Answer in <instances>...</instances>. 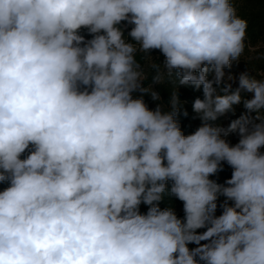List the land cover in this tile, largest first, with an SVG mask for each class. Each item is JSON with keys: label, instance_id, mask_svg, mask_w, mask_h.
Masks as SVG:
<instances>
[{"label": "clouds", "instance_id": "1", "mask_svg": "<svg viewBox=\"0 0 264 264\" xmlns=\"http://www.w3.org/2000/svg\"><path fill=\"white\" fill-rule=\"evenodd\" d=\"M246 29L231 0H0V264H264V79L225 73L264 56ZM153 50V83L202 87L192 134L176 88L170 111L133 97L161 99ZM242 92L256 115L212 123Z\"/></svg>", "mask_w": 264, "mask_h": 264}, {"label": "trees", "instance_id": "2", "mask_svg": "<svg viewBox=\"0 0 264 264\" xmlns=\"http://www.w3.org/2000/svg\"><path fill=\"white\" fill-rule=\"evenodd\" d=\"M233 7L235 8L237 15L247 21L246 29V45L255 46L259 43H264V0H231ZM121 27L125 30V35L130 30L131 26L126 25V22H122ZM81 34L85 36L86 39H91V36L88 34L87 29H82ZM131 39L130 37L128 38ZM261 52H264V48H261ZM150 55V54H149ZM136 59L141 65V68L147 73V80L143 82L144 87L151 86L152 89L159 93L161 99L154 101L151 98L150 94L141 93L139 91L133 93L134 98H142L150 110H155L157 105H163L165 111H170L169 99L174 88L178 92L179 101H180V113L177 116V120L181 126V130L185 135L192 134L199 126H201L202 121L199 119L197 113L193 111V103L195 99H203L202 87L196 89L194 86H177L175 84V76L166 77L163 83H153V77L157 74V68L150 67L147 63L148 60L145 59L143 54L137 53ZM161 61L156 60L153 64L160 66L162 69ZM241 67L264 69V56L258 59H252L251 61L245 62L244 64H239ZM208 78H213V73L208 74ZM217 87V94H223L220 92L221 86ZM238 87V84L232 83L231 91H234ZM252 94L242 92V100L238 105H233V111L226 113L224 116H221L217 121L212 122L221 127L227 128L230 122L234 119L239 118L242 114H250L255 116L256 113H248V110L244 107L243 101L245 99H250ZM187 115H184V113ZM261 115H264V109L260 110ZM231 145H235L239 141V136L236 133H230L227 137H224ZM264 152V148L261 149ZM223 170L218 172L215 176L210 177L211 179L216 180L220 184H224L227 179H230L233 169L226 163H222ZM7 182L0 183V191L8 187ZM171 182L168 183V189L170 190ZM224 197H220L217 201L218 208L216 215H220L222 208L220 205L224 202ZM231 203V202H229ZM171 206L174 208L177 216L183 218V203L176 199L175 197L169 196L167 193L163 201L160 203V207L163 209L165 207ZM147 205L141 204L140 211L141 213L147 212ZM203 231V229L199 230ZM196 245L190 244L189 247H195Z\"/></svg>", "mask_w": 264, "mask_h": 264}, {"label": "rangeland", "instance_id": "3", "mask_svg": "<svg viewBox=\"0 0 264 264\" xmlns=\"http://www.w3.org/2000/svg\"><path fill=\"white\" fill-rule=\"evenodd\" d=\"M246 46H252V45H246ZM151 56V61L148 60V64H153L156 60H160L161 64H162V69H163V63H164V56L159 52V50H153L150 53ZM250 54L247 50H245L244 55L241 56V58L238 61H233L231 64L230 68H226L225 69V73H226V77L227 75H232L234 77L233 81H231L230 83H237L238 84V78L240 76V74L242 73H247L249 75V77L251 78H256V79H264V69H256V68H248L246 66L241 67L239 66V64L241 63H245L248 61H251L252 59L249 58Z\"/></svg>", "mask_w": 264, "mask_h": 264}]
</instances>
